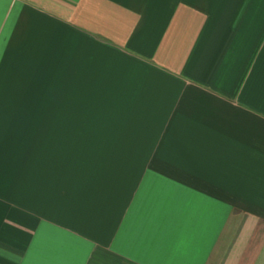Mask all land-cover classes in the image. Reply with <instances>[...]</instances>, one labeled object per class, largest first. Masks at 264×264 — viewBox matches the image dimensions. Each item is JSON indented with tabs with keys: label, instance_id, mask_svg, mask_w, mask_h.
<instances>
[{
	"label": "crops",
	"instance_id": "obj_1",
	"mask_svg": "<svg viewBox=\"0 0 264 264\" xmlns=\"http://www.w3.org/2000/svg\"><path fill=\"white\" fill-rule=\"evenodd\" d=\"M0 264H264V0H0Z\"/></svg>",
	"mask_w": 264,
	"mask_h": 264
}]
</instances>
